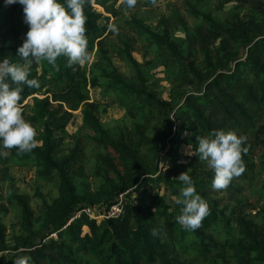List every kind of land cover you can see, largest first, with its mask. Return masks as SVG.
Segmentation results:
<instances>
[{"label":"trees","instance_id":"obj_1","mask_svg":"<svg viewBox=\"0 0 264 264\" xmlns=\"http://www.w3.org/2000/svg\"><path fill=\"white\" fill-rule=\"evenodd\" d=\"M156 1L143 0L146 5ZM225 1L251 7L253 19L224 27L210 14L192 9L208 26L206 31L198 29L190 41L198 48L201 67L172 40V19L181 17L169 19L160 33L139 19L125 21L139 40L158 47L178 67L180 78L171 102L148 87L132 56L133 39H119L120 46H114L113 31L100 26L104 18L94 8L119 17L136 10L139 0L132 7L126 0H85L88 52L90 58L95 55L89 68L90 59L84 67H68L66 57H59L54 66L43 60L28 65L29 78L37 79L40 87L23 86L19 106L36 129V144L27 153L0 148V165L30 163L45 180L57 173L58 198L34 211L22 197H15L22 210L21 233L8 239L7 227L0 221V264H15L23 255L31 256L30 264H211L214 260L264 264V209L251 217L245 199L250 174L264 171V0ZM6 6L0 0V60L21 63L17 49L28 26L21 5H8L9 11H4ZM218 41L212 56L209 46ZM187 84L194 90L184 89ZM88 88L100 89L103 97L115 100L131 119V127L107 130L99 118L100 104L90 103ZM80 108L83 129L93 134L88 140L105 152L98 154L95 166L103 183L96 201L88 205L74 178L84 162L83 145L77 142L68 155L59 154L73 112ZM213 130L245 138L244 171L225 189L212 187L214 172L197 152V137ZM182 144L192 151L187 163L180 162L176 150ZM187 171L209 205L208 215L194 231L176 220L182 206L174 197L185 187L178 177ZM134 193L139 196L132 198ZM120 197L123 212L117 218L98 220L83 212L100 203L98 216H104ZM233 225L242 237L236 243L221 236L229 235Z\"/></svg>","mask_w":264,"mask_h":264},{"label":"rangeland","instance_id":"obj_2","mask_svg":"<svg viewBox=\"0 0 264 264\" xmlns=\"http://www.w3.org/2000/svg\"><path fill=\"white\" fill-rule=\"evenodd\" d=\"M97 12L103 15L100 26L108 25L109 30L113 31L111 41L114 46H120L119 39L129 37L134 41L133 58L139 63L140 70L143 73L148 87L154 91L162 100L171 102V91L175 86V81L180 78L179 69L175 64L170 62L164 53L156 46L146 41L139 40L133 31L129 30L124 23L132 18L139 19L146 26L156 33L163 31V26L169 19L181 17V20L172 19L171 37L174 43L181 49L184 54L191 55L196 60L197 67H201V56L197 53L196 47H192L190 41L196 37L198 29L207 30L206 23L200 18L192 14V9L208 13L214 17L222 26L228 27L233 23L243 20H250L253 16L254 9L247 5H239L235 2L225 0H157L153 4H145L139 0L136 10L126 11L123 16L114 17L106 14L104 10L94 5ZM7 11L9 6L5 7ZM9 11V10H8ZM109 19L107 21L106 19ZM253 19V18H252ZM24 38V35L22 36ZM218 42L209 46V50L214 56ZM113 62L123 71L125 66L115 55L110 54ZM95 59L92 55L86 68H89ZM22 64L28 67V61L22 60ZM82 67L85 64L80 65ZM194 86L189 84L184 86L186 90H194ZM90 103L98 102L99 118L102 125L111 132L131 127V119L126 116L122 107H120L111 97H103L100 89H90ZM42 98V97H40ZM177 103V101H176ZM82 108L73 112V120L66 129V136L60 148V155H68L71 148L78 142L84 147V162L82 168L77 169L75 178L76 186L79 193H84L85 205L90 201H96L95 195L101 187L103 181L98 176L95 168L98 154L105 153L96 144L88 140L87 136H93L89 131L83 129L82 126ZM58 137V136H57ZM176 150L180 155V162L187 163L192 157V151L189 146L177 145ZM245 199L249 206L246 211L251 217H255L261 209H264V171H254L250 174L248 184H246ZM59 176L53 174L49 180L42 179L36 175L35 167L32 164L25 166L10 165L3 167L0 165V221L7 227V236L10 239L14 235L21 233L22 210L17 203L15 197H22L32 210L36 211L37 207L43 203L51 204L58 198ZM152 195L156 194V190L151 191ZM162 193V192H161ZM94 196V197H93ZM139 193L132 194V198L138 197ZM122 201V198H119ZM102 210L99 204L88 209L91 218L102 219L98 214ZM222 237L229 238L231 242H239L242 237L239 230L233 225L229 235L223 232ZM219 263L214 260L211 264Z\"/></svg>","mask_w":264,"mask_h":264},{"label":"clouds","instance_id":"obj_3","mask_svg":"<svg viewBox=\"0 0 264 264\" xmlns=\"http://www.w3.org/2000/svg\"><path fill=\"white\" fill-rule=\"evenodd\" d=\"M132 7L135 0H126ZM5 5L22 6L24 23L28 31L24 34L17 54L23 60L47 61L55 65L59 57L67 58V65H83L90 59L86 36L87 16L85 0H4ZM30 71L22 63H14L9 58L0 60V148H16L20 153L31 152L36 144V129L22 115L19 103L23 86L39 88L35 78H29ZM243 136L235 132L213 130L209 135L197 137L199 159L213 170L212 187L225 189L235 176L244 171L242 160ZM178 179L185 187L179 197H174L181 205L177 223L185 230H196L209 213L207 201L198 194L192 178L187 172ZM156 234V230H153ZM31 256H20L15 264H30Z\"/></svg>","mask_w":264,"mask_h":264},{"label":"built area","instance_id":"obj_4","mask_svg":"<svg viewBox=\"0 0 264 264\" xmlns=\"http://www.w3.org/2000/svg\"><path fill=\"white\" fill-rule=\"evenodd\" d=\"M122 210H123V207L121 205V201H119L116 205L112 206L110 210L104 216H100V217L101 218H104V217H116L117 218L122 214L123 212ZM83 212L89 215L88 210H84Z\"/></svg>","mask_w":264,"mask_h":264}]
</instances>
